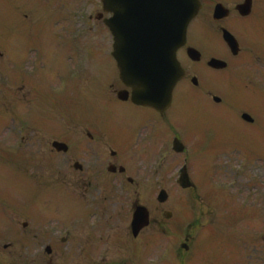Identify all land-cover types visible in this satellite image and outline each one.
<instances>
[{
	"label": "rangeland",
	"instance_id": "374dc122",
	"mask_svg": "<svg viewBox=\"0 0 264 264\" xmlns=\"http://www.w3.org/2000/svg\"><path fill=\"white\" fill-rule=\"evenodd\" d=\"M101 12L100 0H35V3L34 0H0V145L5 152L4 160H10L4 162L3 157L0 160V182L5 188V207L10 206L12 210L14 204H17L21 209L19 232L22 234L24 232L21 225L29 219L24 208L31 201L32 195L34 198L37 196L32 181L30 186L29 183L27 187L24 185L27 165L22 162L23 159L31 161L29 172L33 175L36 167L34 156L37 155L35 153L39 150L38 146L60 138L66 123L69 122V126H73L70 125L72 118L67 116L81 111L77 108L74 110V101L85 104L93 113L94 110L102 109L97 107V101L104 102L107 97L104 92H100L94 104L95 99L87 98L88 95L83 93L84 86L89 90L93 82L104 83L105 86L108 83L109 73L105 67L111 68L108 56L110 57L112 52V38L103 23L90 21V17ZM61 29L63 31H60ZM259 36L264 44V33L260 32ZM190 39L195 45L205 48L206 37L195 34ZM67 76L68 80H65ZM74 76L80 78L72 84ZM72 88L79 89L80 95H74ZM36 92L39 95H36ZM41 93L44 96L41 97ZM193 103L180 108L182 116L199 117L194 111ZM201 111L205 113V109ZM85 113L83 111L77 115ZM99 115L103 122L94 125L102 131L104 128L99 125H103L105 117L102 113ZM76 117L78 119L73 121L75 124L87 120L84 117ZM95 117L97 116H94V121ZM39 125L42 126L39 128ZM195 127L199 135H205L200 120L195 121ZM90 128L93 129L92 124ZM221 128V122L213 128V131L218 133V140V131ZM71 129L72 127L68 130ZM69 134L75 136V139L83 138L79 133ZM212 144H215L214 133ZM15 146H20L21 154ZM164 150H168L167 145ZM19 156L22 158L17 159ZM158 158L159 153L151 154L144 161L141 175L147 181L142 183H148L150 188L159 185V188H165L169 192V201L163 206L158 204V194L153 192L142 199V203L151 213L152 221L156 222L147 230L146 238L157 240L158 243L152 244L153 248L150 247L146 258L130 259L125 255V251L130 255V245L126 246V250L116 249L115 255L113 243L107 241L108 244L104 245V248L109 247L115 264H264V201L259 208L252 207V201L245 194L241 200L235 191L226 190V183L231 178H227L224 162L220 160L221 154L217 155L216 159L212 158L213 168L219 170L220 175L208 190L201 189L200 198L181 190L175 184L174 177L170 176V167L157 172L155 164ZM174 158L170 160V164ZM202 161L204 159L197 155L189 163L192 178L197 179L201 169L203 170ZM120 162L141 170L140 161L129 155H124ZM194 162L196 170L192 173ZM17 173H20V176ZM165 173L168 178L163 182L162 175ZM132 197L136 198L135 195ZM39 199L38 195L37 219L51 220L55 229L67 223V220L72 222V218L78 214L76 212L79 200L76 196H68L70 205L64 209L58 204L49 208L44 206L45 204L42 205ZM115 202L119 211L124 202V195L118 193ZM43 208L51 211H42ZM72 212L76 214L72 215ZM165 212L172 213L171 220L164 218ZM78 215L83 216L81 212ZM107 219L108 217L104 221ZM83 220H86L85 227L74 223L73 226L58 228V234L65 236V230H70L72 237L84 242L89 236L87 223L90 221L86 218ZM101 221L103 222L102 217ZM1 223L6 225L5 222ZM34 223L38 225L36 232L40 223L37 220ZM124 225H128V222L123 223L122 232L116 233L119 226L114 229V234L121 239H125ZM46 228L40 230L45 232ZM33 229L34 227H31L27 232ZM96 242L98 243L99 239ZM184 244L189 246L188 252L182 249ZM69 264H77V261L72 260Z\"/></svg>",
	"mask_w": 264,
	"mask_h": 264
},
{
	"label": "flooded vegetation",
	"instance_id": "af4514ba",
	"mask_svg": "<svg viewBox=\"0 0 264 264\" xmlns=\"http://www.w3.org/2000/svg\"><path fill=\"white\" fill-rule=\"evenodd\" d=\"M247 2L250 14L245 16L239 8L246 5ZM200 3L203 5L202 10L191 26H200L205 20L206 24H210L211 29L215 31L217 41L212 40L207 43L209 54L207 56L202 54V59L199 62L194 63L188 60L185 48L179 51L178 57H182L184 61L182 64L185 76L174 90L172 108L161 113L155 109L135 105L131 99L132 89L124 86L117 79L118 77L114 76L117 80H113L109 85L108 92L111 95V107L105 109L108 115L107 127L111 133L109 139H100L98 130L78 125L74 128V132L80 131L79 135L83 137L82 139H75V136H70L69 131L64 130L62 140L40 144L39 150L35 153L37 155L34 156L36 167L33 179L35 185L41 186L39 187L41 190L47 189L56 192L59 189L62 193L64 190H70L76 195L78 194L83 201L96 204V213L93 212V214L96 217L101 214L103 221L108 216L106 222L102 223L103 228L110 230L114 224L123 225V221L115 219L116 210L114 208L117 207V204L113 195L117 192V186H120L119 190L122 189L128 198L132 197V194L137 197V201L133 203L130 198L129 211L123 209L120 212L122 218H127L128 215L132 217L134 208L138 200L141 199L140 196H145L149 192L146 183H136L132 178L143 180L141 175H143L144 160L148 158V153L153 149L157 153H163L168 138L170 136L179 137L175 134L176 130L172 126L178 119L171 109L180 102V97L184 96V99H190L195 96L196 100L201 101V104L205 103L208 119L211 120L213 105L228 109L230 82L235 80L245 90L255 89L254 111L256 113L255 116L252 115L254 122L251 123L242 120L244 111L239 113L240 117L238 115L230 117L228 127L224 130L225 139L221 141L223 153H228L223 157L229 160L231 164L229 169L232 175H234L233 164L238 163L237 168H241L239 163L264 161V61L258 59L259 45L252 44L250 38L256 33L255 30L264 26V0H200ZM208 3L211 5L206 7L207 14L201 15ZM216 4H222L228 12L227 18L221 22L210 20V15L213 16ZM222 29H228L237 38L242 52L245 46L246 56L244 59L236 60L231 56L223 41ZM214 58L225 60L228 64L227 68L211 67L209 62ZM194 82H197V86L194 85ZM190 87L198 91L188 92L187 89ZM122 92L128 97L126 101L119 99V94ZM216 97L222 99L221 104L214 101ZM246 111L252 114L249 110ZM56 141L65 144L66 147L55 148ZM183 141L187 144L193 143L192 133L185 131ZM208 141L207 148L211 147L208 146ZM117 148L120 149V152ZM124 151L133 159H138L141 164V170L127 165L130 173V177H127L128 189L121 184L123 176L128 173L127 169L125 174L109 171L111 166L119 165ZM248 173L257 181L260 170L251 169L248 170ZM242 177L247 179L244 170ZM242 188L249 191L250 183L247 181ZM96 196L100 198H96ZM90 197H92L91 201H89ZM3 202L4 197L1 195L0 220L4 218L7 220L6 225L0 224V264H28V261L30 264H43V262L65 264L64 261L68 258L80 261L85 259L86 252L82 243H69L70 241L63 239L58 241L55 236L40 235L39 230L35 232L38 225L34 223L36 222V212L33 209L30 212L27 211L29 219L21 225L24 232L22 235L19 232L21 209L17 204H14L13 209L10 210V206L6 208ZM31 227L34 229L27 232ZM130 232L131 230H127V235ZM107 239L111 243V236ZM102 256L105 259L103 264H112L106 263V260L112 259L111 251L98 249L88 252L90 259Z\"/></svg>",
	"mask_w": 264,
	"mask_h": 264
},
{
	"label": "water",
	"instance_id": "95a60500",
	"mask_svg": "<svg viewBox=\"0 0 264 264\" xmlns=\"http://www.w3.org/2000/svg\"><path fill=\"white\" fill-rule=\"evenodd\" d=\"M105 8L107 11H111V9L114 6V0H103ZM194 6V8H193ZM197 6L195 3L191 2H185L184 0H179L177 2V11L178 16L180 17V24H176L174 34H172V29L168 30V26L163 21H157L158 24H153L149 27L148 32H144L142 34L143 28H139L138 30H129L128 26V19L125 18L124 20H120V28L117 29L115 25L112 26V30L114 28L115 34H116V40L119 43H126L128 41H131L132 43H151L156 38V43L159 42H165L166 39L173 38V43L175 46V50L179 48L181 45L184 44L185 37H186V28L188 21H183L185 16H191V14H195L197 11ZM191 12V14H189ZM125 15V11L123 12ZM145 26V25H144ZM117 30V33H116ZM146 37H148L146 40H144ZM144 40V41H143ZM231 43V42H230ZM175 50L171 51V55L174 57ZM172 57V58H173ZM123 61V60H122ZM120 65L123 66L122 62L120 61ZM125 67V65L123 66ZM177 70V65H176ZM179 79V74L176 72V74L173 77L165 78L163 81V94L160 97V101L164 103L165 106H167L170 102L171 92L174 84ZM144 97V96H143ZM142 97V99H143ZM149 102V99H146ZM139 102L141 100L138 99ZM145 102L147 104H151ZM142 103V102H141ZM155 105V104H152ZM163 197V195L160 196V200ZM148 220V214L145 212L141 213L139 215V222L140 226H144L147 224Z\"/></svg>",
	"mask_w": 264,
	"mask_h": 264
}]
</instances>
